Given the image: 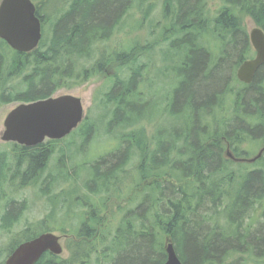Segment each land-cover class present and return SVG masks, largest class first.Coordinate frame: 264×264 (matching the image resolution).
<instances>
[{
	"label": "trees",
	"instance_id": "trees-1",
	"mask_svg": "<svg viewBox=\"0 0 264 264\" xmlns=\"http://www.w3.org/2000/svg\"><path fill=\"white\" fill-rule=\"evenodd\" d=\"M33 1L38 3L43 39L33 52L13 51V57L6 51L11 48L0 39V107L50 98L68 83L73 82L72 87L82 85L105 64L98 61L95 68L83 69L80 62L97 57V44L108 40L131 10H140L147 20L160 0H69L65 11L50 25L52 37L48 43L44 40L48 19L42 5L49 0ZM162 1L164 19L172 21V34L176 36L165 37L167 42L173 37L175 40L172 39L168 50L161 49L160 55L175 65L160 67L159 73L165 78L173 73L176 84L167 85L159 95L155 80L144 82V72L151 65L154 50L167 44L164 41H158V46L136 47L117 55L125 61L126 77L118 74L110 91L105 93L104 105L112 107L107 126L110 130H106L111 134L119 131L118 128L134 130L129 135L128 146L91 166L87 191L107 198L98 206L88 203L81 213L76 241L67 247L72 254L70 264L90 253L97 254L98 264H165L168 238L183 264H225L239 253L264 258V222L255 232L251 230L253 224L247 223L258 208L264 221V168L243 169L225 157L227 143L238 157L243 156L237 148L251 140V134L264 130L261 110L264 81L260 82L257 76L258 81L243 85L237 76H232L234 63L242 59L244 51L252 49L243 20L251 17L264 28V0H222L224 6L216 22L209 17L211 0ZM205 35L220 41L218 50L222 52V60L217 64L213 56L204 52L211 50ZM184 48L186 53L180 51ZM143 58L149 61L144 69L140 63ZM141 85L149 91L141 92ZM251 103L263 116L261 125L254 128ZM162 117L167 127L161 128L156 123ZM85 122L90 125L91 136L97 131L96 123ZM144 122L148 126L157 124L156 152H148L155 139L148 136ZM14 146L15 166L5 152L0 153V201L6 200L0 226L7 233L19 222L18 216L26 210V202L19 204L10 199L3 191L4 185L8 179L13 182L21 177V167L25 165L22 185L39 181L53 152L45 143L33 148L16 143ZM135 148L140 150V155L141 150L144 153L135 164L139 173L134 176V181H138L135 186L151 178L156 180L144 186L138 208L122 217L109 244L101 251L99 246L106 242L107 236L102 232L106 223L100 213L110 195L120 197L116 181L133 166L138 156ZM250 153L247 151L246 156ZM13 167L16 170L8 178ZM165 177L175 183H165ZM42 191L48 194L49 188ZM43 233L27 229L22 242ZM22 242L16 241L8 251ZM49 257L44 255L37 264H61Z\"/></svg>",
	"mask_w": 264,
	"mask_h": 264
},
{
	"label": "rangeland",
	"instance_id": "rangeland-1",
	"mask_svg": "<svg viewBox=\"0 0 264 264\" xmlns=\"http://www.w3.org/2000/svg\"><path fill=\"white\" fill-rule=\"evenodd\" d=\"M68 1L69 0H49L46 5H42L44 16L48 19L49 24V26L48 24L45 26L46 31L44 40L46 43H48L52 37L50 25L52 26V23H54L65 11ZM223 6L224 3L222 0H211L209 2V17H211L214 22H216L217 16L219 15L218 13ZM125 18V22H122L121 26H118L115 33L111 35L108 40H104L97 44V57L80 62V65L83 66L81 68L92 69L96 67L98 61H102L105 64L102 70L86 80L82 85L72 87L71 84H73V82L68 83L67 86L59 89L52 95L53 97H58L60 95L71 94L81 98L85 109L84 121L66 138L57 142L51 140L45 141V144L49 145L53 152L39 181L26 187L22 185V173L24 174L27 168V165H25L21 167V177L17 178V176V179L15 178L16 180H13V182L8 179L7 184L4 185V193L9 196L10 199L16 201V203L20 204L26 202V210L20 221L21 223L17 224L12 232L7 233L0 230V262L5 260L7 255L6 251L8 252L10 246L18 240L22 242L26 237L23 234L24 231L31 228L38 232H52L61 236V244L63 245L64 251L55 261L61 264H70V262L73 261L71 258L72 254L68 251L67 247L73 241H76L75 234L80 227L81 213L85 212L88 203L98 206L107 198L106 195L97 197L91 195L90 192L87 191L86 184L90 180L89 175L92 171L91 166L103 158L116 154L115 152L120 151L124 146H128V139H130L129 135L134 130L133 128H118L119 131H114L112 134L110 132L108 133L106 130L108 129L107 126L111 118L109 110L111 111L112 107L104 105L105 93L110 91L113 81L118 74H123L121 76L126 77V69L124 68L125 61L118 59L117 55L124 54L136 47L139 49L154 44L158 46V41H164L168 45L162 44L163 46L159 47V51L154 50V54L151 58V60L153 59V65H150L148 70L146 69L144 72V79L149 78L156 81L155 90L159 95L161 90L166 88L167 85L173 86L176 84V78L173 73L165 78L160 75L158 69V67H163V64H167L161 61V58H163L162 55L159 56V54H161V49L165 48L168 50L169 45H172V39L175 38L173 37L167 42L164 40L165 37L176 36L172 34L174 30L172 21L164 19L163 1L160 0L156 2L154 12L147 20H144L143 13L137 9L131 10L130 14ZM243 24L249 35L253 28L260 27L251 17H245ZM205 37H207V35H205ZM207 42L211 45L208 48L209 50L216 51L219 49L220 41H216L212 35L207 37ZM6 51L11 57L14 56V50L6 49ZM107 60L112 61H109L107 64ZM140 63L141 65H145L149 64V61L143 58ZM157 65V68L153 67ZM167 66L173 67L172 64H167ZM236 75V72L232 73V76L236 77ZM16 83L17 80L14 81L13 84ZM140 91L146 92L149 91V89L145 85H141ZM20 104V102H13L4 104L0 107V153L5 152L7 154V158L12 166H15V162H13L15 159L13 153L15 150L14 143H5L1 138L5 131L4 123L8 114ZM164 119L165 117H162V119H159L160 121L156 122L161 128L167 127L168 125L163 121ZM86 120L90 121L91 124L94 121L97 126V131L95 130L91 136H89L90 133L88 132L90 125L86 124ZM157 124L153 126H148L147 123L144 124L145 127L148 126L146 130L150 139L155 135L153 133L157 128ZM108 130H110V128ZM124 139H127L125 143L122 142ZM150 143H148V146ZM152 146L153 144L149 146V153L154 151ZM248 150L251 152L248 156H253L256 153H253V146L248 148ZM148 152L146 153L147 158L149 156ZM134 153H137L138 156L135 157L133 166H129L126 172H122L124 174H121L120 179L116 181L117 187L121 193L120 197H112V195H110V200L100 213V217L104 218L103 220H105L106 223L105 228L101 231L105 232L107 236L106 242H102L99 246L100 250L109 244L110 238L112 237L111 234H115L117 227L122 222V217L126 214V207L132 205L130 201L135 199L136 195L142 194L141 192L144 190L145 185H149L156 180V178H151L150 180L143 181L141 186H135L138 181H134V176L139 174L135 164L142 160L143 150H141L140 155V150L135 148ZM237 165L238 167H243V169L251 168L250 165L247 164ZM13 170L16 169L13 167L12 170L8 172V178L14 174ZM161 180L162 179H158V181ZM164 182L175 183V181L171 180L169 177H165ZM46 187L49 188L48 194H44L42 191ZM5 204V199L0 201V216L3 214ZM132 207L134 209L133 205ZM261 214L262 212L260 211H253L251 216L247 219L248 224H253L251 228L252 232L257 231L260 227V223L264 222ZM29 226H31V228H29ZM99 238L100 234L98 235V239ZM83 256L84 258H79L74 264H98L97 254L90 253L88 255L84 254ZM237 262L239 264H264V258H261V256L257 254L253 257L251 255L239 253L225 264H235Z\"/></svg>",
	"mask_w": 264,
	"mask_h": 264
},
{
	"label": "water",
	"instance_id": "water-1",
	"mask_svg": "<svg viewBox=\"0 0 264 264\" xmlns=\"http://www.w3.org/2000/svg\"><path fill=\"white\" fill-rule=\"evenodd\" d=\"M43 38L42 21L33 0H1L0 39L18 53L36 50ZM250 41L257 57L245 62L238 71V79L250 84L255 72L264 64V30L255 28ZM85 119L82 99L71 95L50 97L31 103H21L11 111L4 123L2 141L33 148L46 140H62L76 130ZM255 159H252L254 161ZM251 161V160H248ZM165 264H183L170 238L166 241ZM61 236L48 232L20 244L6 264H37L47 252L63 253Z\"/></svg>",
	"mask_w": 264,
	"mask_h": 264
},
{
	"label": "flooded vegetation",
	"instance_id": "flooded-vegetation-1",
	"mask_svg": "<svg viewBox=\"0 0 264 264\" xmlns=\"http://www.w3.org/2000/svg\"><path fill=\"white\" fill-rule=\"evenodd\" d=\"M256 28H261V29H263L264 30V28L263 27H256ZM253 29H255V28H253ZM252 29V30H253ZM251 30V31H252ZM251 33V32H250ZM249 39H250V35H249ZM175 40V39H174ZM250 43H251V41H250ZM251 46H252V43H251ZM154 49V48H153ZM156 51H159V49L158 48H156ZM180 51H185V53H186V50H185V48L184 49H180ZM204 52L205 53H207L208 54V56L210 55V56H213L214 57V60H215V62H216V64L217 63H219L220 62V60H222L221 58H222V52L220 51V50H216V51H208V50H204ZM159 56H161L160 54H159ZM257 57V51L254 49V47L252 46V49L251 50H249V51H244V53H243V57H242V59H239L238 61H236L235 63H234V65L232 66V73H234V72H236V74H238V71H239V69L241 68V66L245 63V62H248V61H252V60H254L255 58ZM153 59L150 61V63H151V65H153ZM161 61H163L164 63H167V64H170V59H168V60H166V61H164L163 60V58L161 59ZM213 61V60H212ZM208 62H209V60H208ZM183 63H185V60L183 61ZM210 63V62H209ZM167 64H163V66H165V65H167ZM143 69L145 68V66L144 65H142L141 66ZM154 68H157L158 67V65L157 66H153ZM160 67H158V69H159ZM237 76V75H236ZM259 77V79L261 80L260 82H262V81H264V64H262V65H260L259 66V68L257 69V71L255 72V76H254V78H253V81L250 83V84H247V83H244V82H241L239 79V82L240 83H242L243 85H251V84H253L254 83V81L256 80V77ZM237 78H238V76H237ZM149 78H145V81H147ZM144 81V82H145ZM256 81H258V80H256ZM151 82V81H150ZM253 102H256V100L255 99H253L252 100ZM154 102V99H152V103ZM261 102H263V105H264V99L263 100H261ZM141 103H142V107H143V103H144V101L142 100L141 101ZM252 104V103H251ZM239 110H241V108H239ZM251 110H252V112H253V114H252V117H251V119H252V123H251V127H257V126H259V125H261L260 124V120H261V118L263 117L262 116V114H259L258 112H259V108L258 107H256L255 105H253L252 104V107H251ZM261 110H263V112H264V109L262 108ZM251 133H253V132H251ZM250 133V134H251ZM153 134H155L154 136H153V139H155L154 140V142H153V148H154V152H156L157 150H158V145L156 144L155 145V141H156V138L158 139V137H156V134H157V130H155V132L153 133ZM264 136V130H262V132L260 133V134H253V136H252V134H251V140H249L247 143H244V144H242L241 146H239V148H237L238 150H241V153H242V155L243 156H240V157H238L237 155H236V151H234L233 149H231L230 148V146H229V144L227 143L226 145H227V149H226V151H225V157H227L228 159H230L231 161H233L235 164H247V165H250V167L252 168V169H260V168H264V138H262ZM155 145V146H154ZM251 146H253L254 147V152L253 153H255L253 156H246V152L248 151L249 152V150H248V148H250ZM252 159H255L254 161H252ZM248 160H251V161H248ZM139 197L141 198V196H135V200L134 201H130V202H132L131 204L134 206V209H133V207H132V205L131 206H127L126 207V213L127 212H130L131 210L133 211V210H135V209H137L138 208V206H139V202L141 201V199H139ZM257 207H259V206H257ZM4 210V209H3ZM257 211H260V212H262L261 211V209L260 208H258L257 210H255L254 212H257ZM6 211H3V214L5 213ZM2 214V215H3ZM25 214V211H24V213H23V215ZM2 215L0 216V225H1V223H2ZM23 215H20V216H18V218H19V222L17 223V224H20L21 222V220H22V218H23ZM261 217H262V214H261ZM263 218V217H262ZM16 224V225H17ZM16 225L12 228V230L16 227ZM30 228H31V226H29ZM0 230L2 231V228H1V226H0ZM4 231V230H3ZM5 232V231H4ZM44 233H47V232H44ZM67 238V237H66ZM17 248V247H16ZM15 248V249H16ZM15 249H13V250H10V251H6V258H5V260L3 261V262H0V263H3V264H6V261H7V259L13 254V252H14V250ZM9 250V249H8ZM50 255V259H52V260H57L56 258L54 259L53 258V256L55 257L56 255H53L52 253H50V252H47V253H45L44 255ZM43 255V256H44ZM60 256V255H59ZM59 256H57V257H59Z\"/></svg>",
	"mask_w": 264,
	"mask_h": 264
}]
</instances>
